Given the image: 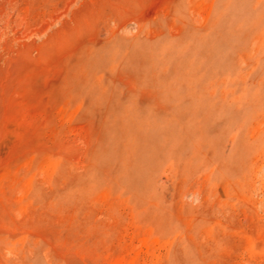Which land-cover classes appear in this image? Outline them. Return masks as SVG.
I'll use <instances>...</instances> for the list:
<instances>
[{
  "label": "rangeland",
  "instance_id": "obj_1",
  "mask_svg": "<svg viewBox=\"0 0 264 264\" xmlns=\"http://www.w3.org/2000/svg\"><path fill=\"white\" fill-rule=\"evenodd\" d=\"M0 264H264V0H0Z\"/></svg>",
  "mask_w": 264,
  "mask_h": 264
}]
</instances>
